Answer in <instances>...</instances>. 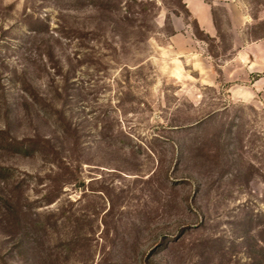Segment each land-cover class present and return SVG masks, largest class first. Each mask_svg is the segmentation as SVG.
Wrapping results in <instances>:
<instances>
[{
  "label": "rangeland",
  "instance_id": "obj_1",
  "mask_svg": "<svg viewBox=\"0 0 264 264\" xmlns=\"http://www.w3.org/2000/svg\"><path fill=\"white\" fill-rule=\"evenodd\" d=\"M263 34L264 0H0V264H264V72L228 62Z\"/></svg>",
  "mask_w": 264,
  "mask_h": 264
},
{
  "label": "crops",
  "instance_id": "obj_2",
  "mask_svg": "<svg viewBox=\"0 0 264 264\" xmlns=\"http://www.w3.org/2000/svg\"><path fill=\"white\" fill-rule=\"evenodd\" d=\"M200 5L202 6V4ZM191 9L192 7L190 8V11L193 12L199 28L205 34L212 36V34H214L212 21L206 19V16L195 14V12ZM233 46L234 53L228 60L229 63L238 66L243 65L246 74H252L253 72H264V37L260 38L256 42H246L241 46H236L235 41H233ZM233 74L234 73H232V75ZM261 91H264V73L249 84L248 94L251 96H256V94L260 93Z\"/></svg>",
  "mask_w": 264,
  "mask_h": 264
},
{
  "label": "trees",
  "instance_id": "obj_3",
  "mask_svg": "<svg viewBox=\"0 0 264 264\" xmlns=\"http://www.w3.org/2000/svg\"><path fill=\"white\" fill-rule=\"evenodd\" d=\"M262 37H264V34H263V36ZM262 37H260V38H262Z\"/></svg>",
  "mask_w": 264,
  "mask_h": 264
}]
</instances>
